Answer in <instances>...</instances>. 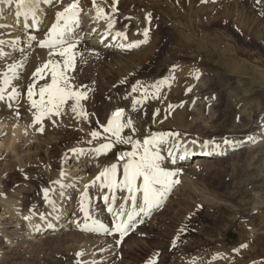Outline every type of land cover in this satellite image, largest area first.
<instances>
[{"label":"rangeland","instance_id":"1","mask_svg":"<svg viewBox=\"0 0 264 264\" xmlns=\"http://www.w3.org/2000/svg\"><path fill=\"white\" fill-rule=\"evenodd\" d=\"M118 1L117 4L116 0H96V4L104 7L106 13L113 8L112 15L119 21L116 23L126 26L127 32L133 25L137 33L134 36L128 33V36L139 46L125 58H118L111 52L85 49L75 41V69L68 75L74 88L87 92L88 99L81 104L88 118L72 113V101H69L62 115L46 118L39 125L34 123L31 109L21 122L30 129L27 134L33 137V144L25 140L28 147L24 143L25 147L22 145L17 152L22 155L29 150L35 157L29 152L25 157L22 155L19 163L23 162V170L8 172L3 185L14 189L11 199L20 201L24 210L35 203L40 205L41 185L50 183L54 173L62 172L73 155L82 154L85 161L92 160L97 154L94 148L89 149L96 144L89 140L93 138L90 133L98 131L110 136L101 125L107 124L112 113L121 108L124 120L133 121L132 128L125 127L121 132L122 139L131 138L132 142L118 143L128 152L134 150L136 140L143 144L145 139L157 136L164 137L151 146L158 153L167 137H181L210 147L229 144L225 140L244 141L247 145L237 153L224 155L220 163L196 169H191L194 165L190 164L192 171L177 173L173 179L180 182L173 185L170 196L176 194L177 212L161 218L164 226L160 229L141 222L122 242L114 244L115 249L108 241L109 233L84 231V235L90 234L88 237L82 231L79 235L71 231L70 236L64 237L49 232L38 235L37 231L23 234L22 239L9 247L7 238L0 235V264H149L154 259L156 264H252L258 257L250 247L257 239L246 240L245 236L258 233L259 216H264L258 210V203H264V0ZM148 14L151 23L146 19ZM129 18L133 21L126 23ZM146 28L149 35L144 42ZM56 52H49V57ZM49 60L55 62L63 58L53 55ZM238 66H245L247 70L232 73ZM254 66L259 69L255 70ZM44 75L46 80L34 79V74L26 80L19 102L23 109L25 101L26 107L30 105L26 100L28 87L36 83L38 91L44 83L50 82V73ZM134 86L136 91H133ZM34 98L39 99L38 95ZM137 100L139 104H135ZM41 126L43 132L38 131ZM45 139L47 142H43ZM116 150L114 146L110 151L115 157L112 164L120 166ZM100 159L104 167L98 162L100 167L95 171L101 172V166L104 170L112 165L105 167L103 158ZM163 162L160 161L161 167L170 171ZM120 171L118 167V182H121ZM87 200L83 204L88 217L103 222L101 206L96 201L92 208ZM164 212L156 214L157 219ZM24 218L22 215L19 220ZM249 250L251 252L244 254Z\"/></svg>","mask_w":264,"mask_h":264},{"label":"bare ground","instance_id":"2","mask_svg":"<svg viewBox=\"0 0 264 264\" xmlns=\"http://www.w3.org/2000/svg\"><path fill=\"white\" fill-rule=\"evenodd\" d=\"M153 1L154 3L159 2V0H153ZM72 2L73 0H35V3L30 7V9H21L20 10L21 15L19 16L16 15L17 8H16L15 0H12L11 3L0 4V89H2L0 91V95L3 96V99H0V235L2 237L4 236V238H7L6 240L8 247L13 246V244H15L16 241L22 239L23 234H30V233L34 234L37 231H38V235H41L43 233L48 234L49 232V234L64 236V237L66 234L70 236L71 234H68V232L71 231L72 233H74V231H76L77 233L80 231L82 232L86 231L90 234L109 233L108 239L110 240L108 241L111 242L114 248V244L116 245V243L118 242L114 237L116 236L114 228L118 218L127 222L129 215L135 217V222L129 225V232L130 230H133L135 228L136 222H138V224H140L141 222L142 223L147 222V224H149L150 226H156L158 229H160L162 226H164V223L163 221H161V218L168 217L171 213H173L174 215L177 212L176 208L174 207L176 194L174 193V195H172V198H170L171 193L173 191L172 189L173 186L164 194V196L159 200L157 204H154L148 211L141 212L140 207L143 206L142 191L129 193L125 188H108L104 186L106 181L103 178L101 180H96V177L100 174V172H97L99 169L97 171H95V169L96 167H100V165H102L103 163L101 162L100 157L103 158L102 161H104L105 167L115 162L114 155L110 153L111 150L108 151L107 153H97L95 151V149L98 148L101 143L108 142L106 139V135H101L96 139H93L91 137L93 140L89 139V135L88 137L86 136L87 140L89 139L92 142L94 141L96 143L94 145L95 147H89V149L94 148V151L97 155L95 154L96 156H93L92 160L89 159L88 161H85L83 159L82 154L73 155L70 158L69 163L66 165V167L63 169L62 172L54 173L53 177L50 179V183L41 185L39 189L40 199H41L40 205L39 203H35L24 210V208L21 207L20 201L11 199L14 189L4 188L3 182L8 176L7 175L8 172L19 171L20 169L23 170V167H21V164H23V162L20 164L19 158H21L22 155H24L25 157L29 152V150L27 148L28 150L27 153L25 151V153H23L22 155L21 153H19L20 154L19 155L17 152L19 147H21L25 143V140L33 144L32 143L33 137L31 138L30 135L27 134V132L30 129L26 128L24 126V123L21 122L23 118L29 116L28 113L31 111V105L28 104L29 105L28 107L25 106L26 101H25V105H23L25 109H23L21 107L22 104L20 105L19 103L21 100V95L24 92V85H26V80L30 77V75L35 73L36 68L38 66L43 65L44 63H46L48 59L53 58L54 53L53 54L50 53L52 54V56L49 57L50 56L49 52L51 51L55 52V50L59 51V46L48 50L47 48H41L39 45L42 40L48 39V33L51 29V26L56 22V13L62 11L64 7H66L68 4ZM122 2L124 1L122 0ZM79 5L80 8L82 9L79 15V22H73L72 24H70L67 30L64 32L63 36L61 37V39L73 44L76 43L75 41L78 40L77 42H80L81 47L83 46V48L85 47V49L88 47L92 50H96L102 53L111 52L114 53L115 56L118 58H125V56H128V54H130V52L135 47V46H130V45H135V41L133 37L128 36V33H130L129 34L130 36H134L135 35L134 33H137L136 31L137 29H135L134 26L132 25L133 28L128 29L129 32H127L126 31L127 29L125 30L126 26L121 27V24L118 25L116 23L117 19H114L115 14L113 13L114 15H112L113 8L108 13L105 12L109 17L112 18L114 24L113 27L109 28V22L107 19L96 18V7L93 6V2H91L90 0H79ZM126 20H127L126 23H128L129 21H133L130 18L129 20L128 19ZM135 23L136 21H134V24ZM128 26H129L128 28H130L131 24ZM118 32L126 33L127 39L125 40L124 38L117 36ZM262 44H264V42ZM54 56L57 57V55ZM252 68H254L255 70L259 69L258 67L255 66ZM10 69H14V71H10ZM246 70L247 69L245 66H240V67L238 66L232 69L231 72L232 73L237 72L241 74L243 71ZM6 80L7 83H5ZM189 88L192 87L190 86ZM20 90L22 91L20 92ZM14 95L16 97H14ZM26 100H28V97H26ZM17 112H19V116L16 115ZM28 119H30V117ZM26 120L27 119H25V121ZM192 125L194 126V124ZM6 126L7 128L3 129ZM238 128L240 129V127ZM152 135L154 134L152 133ZM89 140L87 142H89ZM34 142H36V140ZM43 142H47V139H45V141ZM245 144L246 142L244 141H231L229 144L224 146L219 144L216 147H212V146L210 147V145L202 146L199 144H193L191 142H187L181 137L180 138L172 137L170 139H168L167 137L165 140V144L162 146V150L160 149L161 151L159 152V155L161 157V160L164 161L163 163L166 164L165 168L168 166L167 168L170 169V172L173 171L179 173L180 171L182 172L189 169L190 164L194 165L191 169H196L206 164H213L215 162H219L221 161V159H223L222 157L224 155L228 156L237 153V151L242 150L245 147ZM25 146L28 147L27 144ZM115 146L117 147L116 151H118L119 154L118 162L120 163V166L118 164V167L121 169L120 175L122 182L123 165L125 163V160H121L120 157L122 153H129V152L124 145L115 144ZM29 155L32 154H30L29 152ZM29 155L28 157H30ZM33 156L34 155H32V157ZM192 157L193 159H191ZM98 162L99 163L101 162L100 165L98 164ZM87 163L89 164L91 163L90 166H88ZM97 164L99 166H97ZM102 166L100 171L103 170L102 168L104 166L103 167ZM140 183L142 182H138V184ZM45 189L48 190L47 194L45 193ZM132 196H135V201L130 199V197ZM105 197H108L107 202L105 201ZM84 200H87L92 208L94 203L97 201L96 203H98V206H101V210L103 211V214L101 213L103 216L102 218H104L103 222H99L95 219L92 220L91 218L88 217L89 213L85 211L86 205L83 204ZM258 204H259L258 210L259 212L262 211L263 213L261 215H263L264 203L261 201ZM109 208L114 209V212L109 211ZM161 211L162 212L165 211V212L161 217L157 219L156 214L161 215L160 213ZM121 213H123V215H121ZM22 215L24 217H28V219L24 218V220L21 219L19 220V218ZM259 218L260 219H259L258 233L257 232H253L254 234L246 233L247 235L245 236L246 240H248L249 238L252 239L254 238V240L257 239L255 245L253 244L254 246L250 247V249L253 247L252 250L253 252L255 251L258 257V259H256V261H254L252 264H264V244H263L264 231L262 230L264 227V216H259ZM21 221H24L23 224H21ZM85 225L89 226L88 230H82ZM101 225H103V227H101ZM86 232L82 234L84 235ZM77 233L76 235H79V233L78 234ZM88 233L87 235L89 237L90 234ZM74 235L72 238L75 237ZM93 237L91 238L93 239ZM81 238L83 237L81 236ZM103 238H101V240ZM101 240L98 241L101 242ZM103 240H102V244H103ZM89 243L90 242H88V245ZM97 245H99V243ZM248 252L251 251L250 250L244 251V254Z\"/></svg>","mask_w":264,"mask_h":264},{"label":"snow or ice","instance_id":"3","mask_svg":"<svg viewBox=\"0 0 264 264\" xmlns=\"http://www.w3.org/2000/svg\"><path fill=\"white\" fill-rule=\"evenodd\" d=\"M12 0H0V4L11 3ZM17 12L16 15H21V9H30L35 3V0H15ZM207 2V0H205ZM118 4V0H116ZM93 5L96 7V18L107 19L109 22V28L113 27L112 18L109 17L103 7L96 4V0H93ZM82 9L79 5V0H73L72 3L68 4L63 8L62 11L56 13V22L51 26L48 33V39L40 42L41 48H55L59 46V51L54 53L59 57H62V61L49 60L42 66L38 67L34 73V79L46 80L47 77L44 75L45 72L50 73V82L44 83L36 90V83L31 84L27 89V97L31 105V109L34 110L33 117L34 123L42 125L46 118L51 116L62 115V109L68 105L69 101H72L70 105L71 112L75 113L82 119L88 118V113L83 108L81 101L87 100V92L82 91L78 88H74L71 83V77L68 75L69 71L75 69L76 64V45L67 41H63L61 37L67 30L68 26L73 22H79V15ZM147 21L151 23V15L148 14L146 17ZM143 35L146 38L144 42H147L149 35V29L146 28L143 31ZM117 36L127 39V34L124 32H118ZM66 45V46H64ZM138 47L139 44L130 45ZM14 71V69H10ZM198 78V77H197ZM7 83V80L5 81ZM86 87V86H85ZM137 88L134 86L133 91ZM191 89H189L190 91ZM39 99H35L37 96ZM0 99L3 96L0 95ZM140 101H135V104H139ZM135 108V105H134ZM19 116V112L16 113ZM124 109H117L112 113L111 119L108 120L107 124L101 125L104 133H110V136L106 137V143H101L98 148L95 149L97 153H107L110 151L115 144L132 142L131 138L125 141L121 137V132L125 127L132 128L133 121L131 118L124 120ZM55 123V121H53ZM134 130V129H133ZM38 131L43 132V127H39ZM90 135L96 139L101 136L98 131H92ZM178 135V134H177ZM163 136H157L145 139L143 144L139 140L134 143V150L129 153H122L120 159L125 160L123 165V181L118 182L117 173L118 165L112 164L110 167L105 168L96 177V180L102 178L106 181L105 187L108 188H125L129 193L141 192L143 196V206L140 207L141 212L148 211L154 204H157L164 194L175 184L180 181L173 179L177 175L176 172L166 171L161 167V157L158 152L152 150V145L163 141ZM225 143L230 141L225 140ZM142 149V150H141ZM138 182H142L138 184ZM47 189L45 193L47 194ZM135 201V196L130 197ZM105 201H108V197H105ZM109 211L114 209L109 208ZM123 215V213H121ZM28 219V217H25ZM132 216H128L130 221ZM103 227V225H101ZM89 226L85 225L82 230H88ZM107 230V229H105ZM114 231L119 233L121 237L128 234L129 224L121 219H117ZM179 239V236L177 237ZM175 246V244H173ZM247 245H244L246 247ZM83 255V253H78ZM149 264H156V260H152Z\"/></svg>","mask_w":264,"mask_h":264}]
</instances>
